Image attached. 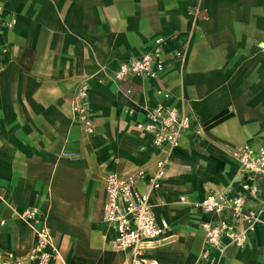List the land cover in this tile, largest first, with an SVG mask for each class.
<instances>
[{
  "label": "crops",
  "instance_id": "0c3cea01",
  "mask_svg": "<svg viewBox=\"0 0 264 264\" xmlns=\"http://www.w3.org/2000/svg\"><path fill=\"white\" fill-rule=\"evenodd\" d=\"M16 24L0 32V250L25 255L34 236L17 214L37 206L69 264H124L106 256L112 233L101 220L107 172L153 170L158 150L136 127L143 105L161 100L192 119L150 203L168 228L144 255L157 264H264V196H246L258 221L243 247L223 241L200 257L202 220L180 201L242 193L248 175L232 155L264 145V0H0ZM194 10H198L194 15ZM163 36L166 67L157 77L113 79L118 65ZM182 50L184 60L174 56ZM86 79L96 132L70 112ZM126 89H131L126 94ZM264 188V177L254 175ZM143 190L144 184L138 183ZM86 252L74 257L77 241ZM86 253V254H84ZM85 255V256H84ZM78 256V257H79ZM118 260H117V259Z\"/></svg>",
  "mask_w": 264,
  "mask_h": 264
},
{
  "label": "built area",
  "instance_id": "2783aa9c",
  "mask_svg": "<svg viewBox=\"0 0 264 264\" xmlns=\"http://www.w3.org/2000/svg\"><path fill=\"white\" fill-rule=\"evenodd\" d=\"M197 11L194 10L192 14L195 15ZM16 21L14 15L6 17L0 5V32L2 29L13 28ZM164 42L163 36L155 37L152 49L139 57L121 62L113 79L133 76L157 79L167 64ZM0 51L5 52L6 48L2 47ZM174 56L180 61L184 60L182 50H175ZM88 89L86 79L76 84L70 98V112L82 132L92 135L96 132V125L89 109ZM130 92L131 89L125 91L127 95ZM156 92L161 100L154 106L143 105L144 119L136 123L139 130L151 136V143L158 150L154 169H136L127 173L110 171L103 177L105 197L101 220L112 233V248L127 253L125 264H157L155 260L146 257L144 252L162 236L168 228V222L156 215L149 200L150 193L160 187L174 150L180 146L183 136L192 127V119L184 109L164 105V100L170 96L168 91L157 88ZM231 153L238 162L239 171L248 175V181L241 184L242 193L217 190L207 193L200 200H189L185 196L179 198L210 216L200 222L204 232V245L200 254L203 260L210 258L212 249L222 252L224 240L238 247L245 246L248 234L254 230L258 221L257 215L245 208V199L247 195L264 196V188L254 179V175L264 177V145L245 143L233 148ZM140 182L144 184L143 190L138 189ZM17 215L32 231L33 245L21 256L0 250V264H69L54 243L37 206H28ZM5 223V219L0 218V227Z\"/></svg>",
  "mask_w": 264,
  "mask_h": 264
},
{
  "label": "rangeland",
  "instance_id": "374dc122",
  "mask_svg": "<svg viewBox=\"0 0 264 264\" xmlns=\"http://www.w3.org/2000/svg\"><path fill=\"white\" fill-rule=\"evenodd\" d=\"M82 242L79 240V241H77L76 242V244H75V248L74 249H76V251L74 252L75 254H74V257H77L78 259H82V256L83 255H80L79 256V252H86V247H83L82 245H80ZM105 248H106V256H111V251H113L114 249L112 248V246H111V244H109V243H107V245L105 246ZM113 249V250H112ZM62 253V252H61ZM87 253V252H86ZM86 253H84V254H86ZM79 256V257H78ZM85 256V255H84ZM117 259V258H116ZM118 260V259H117ZM125 264V263H124Z\"/></svg>",
  "mask_w": 264,
  "mask_h": 264
}]
</instances>
